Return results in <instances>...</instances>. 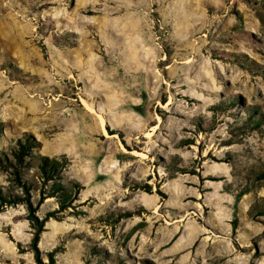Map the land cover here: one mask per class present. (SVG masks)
I'll return each mask as SVG.
<instances>
[{
	"label": "rangeland",
	"instance_id": "obj_1",
	"mask_svg": "<svg viewBox=\"0 0 264 264\" xmlns=\"http://www.w3.org/2000/svg\"><path fill=\"white\" fill-rule=\"evenodd\" d=\"M0 123L81 186L45 264H264V0H0ZM32 239L0 206V264Z\"/></svg>",
	"mask_w": 264,
	"mask_h": 264
},
{
	"label": "trees",
	"instance_id": "obj_2",
	"mask_svg": "<svg viewBox=\"0 0 264 264\" xmlns=\"http://www.w3.org/2000/svg\"><path fill=\"white\" fill-rule=\"evenodd\" d=\"M3 124L0 123V134ZM37 147L33 137L26 135L19 139L16 145L9 152L0 154V170L7 175L8 186L0 184V206L25 205L28 212V220L33 230L31 247L35 253L38 264H45L38 247L41 234L44 231L46 222L56 218L58 213L74 208V202L78 199L81 186L78 183H64V171L70 165L66 156L49 157L43 154H35ZM36 170L37 178L41 181L42 187L38 192V201L34 200V193L37 188L28 178L30 171ZM48 198H54L58 209L48 212L44 218L38 215L39 207ZM49 264H54V256L49 255Z\"/></svg>",
	"mask_w": 264,
	"mask_h": 264
},
{
	"label": "bare ground",
	"instance_id": "obj_3",
	"mask_svg": "<svg viewBox=\"0 0 264 264\" xmlns=\"http://www.w3.org/2000/svg\"><path fill=\"white\" fill-rule=\"evenodd\" d=\"M101 123H102V125L104 126V124H105L104 121H101Z\"/></svg>",
	"mask_w": 264,
	"mask_h": 264
}]
</instances>
